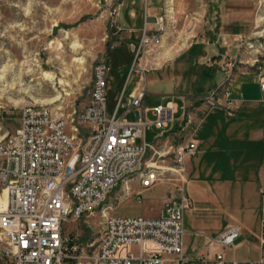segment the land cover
<instances>
[{
	"label": "built area",
	"instance_id": "2783aa9c",
	"mask_svg": "<svg viewBox=\"0 0 264 264\" xmlns=\"http://www.w3.org/2000/svg\"><path fill=\"white\" fill-rule=\"evenodd\" d=\"M168 20L165 7H161L153 27L144 24L127 77V83L136 78L135 84L126 97L119 95L111 115L107 113L110 69L104 61L94 66L87 107L82 112L73 111L71 118L47 104L27 101L21 106L17 128L0 139V187L6 192L5 205L0 207V247L8 263H184V213L192 202L182 189L168 191L157 217L115 216L109 206L102 213L96 242L85 247L70 241L63 231L69 221L102 209L119 185L137 179L141 188L137 195H141L142 190L158 183L182 181L184 157L196 152L197 132L206 115L213 109H223L231 116L239 107L229 91L238 62L225 55V81L216 91L196 98L202 106L199 115H195L196 109L184 106L182 123L173 135L181 141L173 159L181 174L163 167L169 153L157 145L162 134L148 143L145 133L153 126L162 131L168 128L177 107L168 102L143 108V103L147 73L165 63H160L165 57L160 49ZM134 111L139 118L127 120V114ZM147 112L154 115L153 122L145 119ZM80 124L88 126L82 135ZM137 139H141L140 144ZM260 197L259 237L264 241V190ZM239 235L240 228L230 225L214 242L223 249L233 247ZM215 260L216 264H237L226 261L222 253ZM245 264H264V253Z\"/></svg>",
	"mask_w": 264,
	"mask_h": 264
},
{
	"label": "crops",
	"instance_id": "0c3cea01",
	"mask_svg": "<svg viewBox=\"0 0 264 264\" xmlns=\"http://www.w3.org/2000/svg\"><path fill=\"white\" fill-rule=\"evenodd\" d=\"M135 1L129 0L125 6L121 3L119 8L130 22V32L143 25L145 14L144 24L152 28L162 0H146L139 7ZM205 6L206 22L199 38L148 72L145 79L146 93L147 87H152L164 104L171 102L177 109V103L168 98L180 99L184 106L196 109L195 115L202 109L195 99L216 91L225 81L224 56L230 57L235 49L233 58L237 59L241 45L237 42L243 41L252 22L251 0H206ZM253 61H239L232 74L230 98L238 101V109L231 116L223 109H213L206 115L197 132V150L184 157L182 174L178 166L169 165L181 144L173 138L179 127L162 131L157 141L158 147L169 153L163 167L178 171L183 182L168 183L165 195L142 210L153 213L152 217L159 216L168 191L175 188L191 199V208L184 213L183 264H216L219 253L226 261L245 264L264 253V241L259 237L260 191L264 190V70ZM119 78L124 86L127 75L119 74ZM131 91L132 87L127 94ZM146 98L148 93L144 101ZM170 175L176 176L173 172ZM139 186L137 179L119 185L111 199H118L120 206L137 195ZM230 225H237L240 235L233 247L223 249L214 240ZM0 264H10L1 247Z\"/></svg>",
	"mask_w": 264,
	"mask_h": 264
},
{
	"label": "rangeland",
	"instance_id": "374dc122",
	"mask_svg": "<svg viewBox=\"0 0 264 264\" xmlns=\"http://www.w3.org/2000/svg\"><path fill=\"white\" fill-rule=\"evenodd\" d=\"M128 1L0 0V139L17 128L20 108L27 101L50 105L54 111L62 112L68 118L73 111L82 112L89 103L93 70L99 61H104L110 69L107 113L112 114L119 95L123 93L126 97L127 91L135 84L136 78L128 83L126 78L123 86L119 74L128 77L147 16L142 17L143 25L139 29L130 32V22L119 10L120 4L125 6ZM145 3L146 0L135 1L137 7ZM162 4L169 24L160 49L165 57L160 63L172 59L189 43L197 40L206 22L203 15L206 0H162ZM250 10L251 27L243 41L237 42L241 43L237 62L254 60V65L264 70V0H251ZM135 20L137 24L138 17ZM234 55L235 49H232L230 57ZM147 93L143 108L165 103V100L155 96L152 87H147ZM56 97L58 99L51 102ZM168 99L174 100L178 109L169 127L163 131L179 127L182 123V101ZM126 118L134 120V114L129 113ZM145 119L153 122L155 117L148 112ZM87 129V125H78L81 135ZM161 132L154 126L147 129L146 142H155L156 135ZM140 143L141 139H137V144ZM170 161L169 165L175 167L173 160ZM168 188V183H158L120 206L118 199H111L113 191L102 209L94 215L66 223L64 235L81 247L95 243L105 209L110 206L109 211L120 217H152L153 213L143 212L144 205L159 200ZM174 190L180 191L179 188ZM2 193L0 187V198Z\"/></svg>",
	"mask_w": 264,
	"mask_h": 264
},
{
	"label": "bare ground",
	"instance_id": "6f19581e",
	"mask_svg": "<svg viewBox=\"0 0 264 264\" xmlns=\"http://www.w3.org/2000/svg\"><path fill=\"white\" fill-rule=\"evenodd\" d=\"M261 18H262V17H261ZM262 20H263V19H262ZM46 76H47V77H50L49 74H47V73H46ZM57 99H58V98L56 97V98L52 99L51 102H54V101H56ZM5 201H6V192L3 191L2 196H1V198H0V207H1V208H3V206L5 205Z\"/></svg>",
	"mask_w": 264,
	"mask_h": 264
},
{
	"label": "water",
	"instance_id": "95a60500",
	"mask_svg": "<svg viewBox=\"0 0 264 264\" xmlns=\"http://www.w3.org/2000/svg\"><path fill=\"white\" fill-rule=\"evenodd\" d=\"M139 118V113L138 111H134V119L137 120Z\"/></svg>",
	"mask_w": 264,
	"mask_h": 264
}]
</instances>
